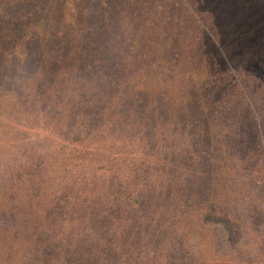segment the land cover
<instances>
[{
    "label": "trees",
    "instance_id": "trees-1",
    "mask_svg": "<svg viewBox=\"0 0 264 264\" xmlns=\"http://www.w3.org/2000/svg\"><path fill=\"white\" fill-rule=\"evenodd\" d=\"M65 1L0 0V110L22 134L0 159V264H264L259 94L240 86L231 106L196 43L166 54L137 34L119 53L126 0L95 21ZM23 124L106 147L103 173L63 181Z\"/></svg>",
    "mask_w": 264,
    "mask_h": 264
},
{
    "label": "rangeland",
    "instance_id": "rangeland-1",
    "mask_svg": "<svg viewBox=\"0 0 264 264\" xmlns=\"http://www.w3.org/2000/svg\"><path fill=\"white\" fill-rule=\"evenodd\" d=\"M76 3L82 4L75 5L72 0L65 1V18L69 19L70 15L77 18L74 5L76 9L85 7L93 12L94 21L97 16L102 17L107 10L116 7L115 0H81ZM119 6L128 7L127 19L129 26L133 27L130 33L125 32L129 36L122 49L118 43L122 41L119 35L124 31L118 29L114 33L117 40H109L119 53L129 51L137 34H143V38L157 40L158 43L168 38V45L164 49L166 54H182V50L190 42L196 43L195 52L197 57H201V68L205 70L204 65H207L204 77L206 80L212 79L210 86L216 87L217 94L230 96L228 99L231 100V106H236L237 100L233 99L237 95V89L242 86L249 88L255 96L259 94L257 98L264 103V0H126L125 4ZM161 25L166 26L165 33L162 32L157 38L155 29ZM102 35L108 37L112 32H102ZM104 43L108 45V40L105 39ZM94 50L98 53H112L110 46L94 47ZM260 81H263L261 85ZM262 111L264 112V108ZM15 115L17 114L7 115L0 110V159L7 157L4 154L9 150L7 145L18 138L16 134L22 136L17 128L12 127ZM243 117L244 115H239L238 121ZM41 125L23 124V129L30 134H24L28 136L25 140L34 141L32 146L36 152H55L51 163L62 169L63 181L73 179L76 183L82 177L85 182H89L95 172L103 173L104 160H108V153L103 152L106 147H97L89 141L83 145L82 139L75 137L79 139L76 141L74 136L60 139ZM57 145L61 146L57 148ZM263 168L264 163H259L257 169ZM261 175L264 172L258 173L259 177ZM263 179L260 183L262 185L255 184L249 188L253 190L254 204H264ZM209 260L211 263L218 262L214 257L207 256V261Z\"/></svg>",
    "mask_w": 264,
    "mask_h": 264
}]
</instances>
